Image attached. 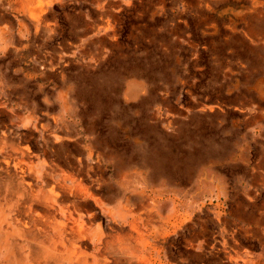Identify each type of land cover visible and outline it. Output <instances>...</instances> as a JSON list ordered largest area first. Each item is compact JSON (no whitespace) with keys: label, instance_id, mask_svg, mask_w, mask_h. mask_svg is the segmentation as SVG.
Wrapping results in <instances>:
<instances>
[{"label":"rangeland","instance_id":"1","mask_svg":"<svg viewBox=\"0 0 264 264\" xmlns=\"http://www.w3.org/2000/svg\"><path fill=\"white\" fill-rule=\"evenodd\" d=\"M41 1L69 21L60 58L81 61V41L96 55L82 59L85 93L70 97L71 138L42 146L0 136V158L27 148L39 163L93 166L91 177L111 186L99 193L106 207L125 213L150 193L166 231L158 239L130 240L125 221L100 216L113 232V264H202L186 253L187 226H176L172 196L180 213L191 210L196 230L208 215V243L198 251L209 264L229 263L227 238L264 264V29L255 30L263 40L244 32L264 27V0ZM121 244L137 246V259L126 262ZM40 247L67 249L50 239L1 247L0 264L52 262H34Z\"/></svg>","mask_w":264,"mask_h":264},{"label":"crops","instance_id":"2","mask_svg":"<svg viewBox=\"0 0 264 264\" xmlns=\"http://www.w3.org/2000/svg\"><path fill=\"white\" fill-rule=\"evenodd\" d=\"M41 6V0H0V136L14 138L22 145L26 143L32 145L30 140L46 146L59 143L60 139L56 137L70 139L71 121L74 120L71 115L70 97L85 93L86 71L82 59L90 51L84 48L81 41L76 46L81 61L73 60L74 66H70L69 62L60 58V55L69 52V21L67 19L64 23L63 18L57 20L49 7ZM91 53L95 57L96 50L93 49ZM97 55L101 56V52L98 51ZM90 68L94 74L96 69L100 72L96 62ZM93 84V89L97 87L100 96L101 81L97 80V85L96 81H93ZM79 89L82 91L79 92ZM94 169L93 166L84 167L80 163L77 165L39 163L27 148L14 149L12 153L2 155L0 218L4 219L0 224L5 233H9L5 244L22 246L23 243L32 242L29 238L22 240L18 236V229L14 228L23 222L22 220L19 222L18 219L28 214L36 218L28 225L31 230L38 229L41 232L45 230L48 233L53 231L54 219L65 221L70 227L73 223L71 217L78 218V213H82L85 236L83 242H79V247L81 245L82 249L92 251L94 264H113V232L111 227L108 230L103 227L99 220L100 216L104 215L111 221L113 219L125 221L128 226L127 236L133 241L143 240L145 236L150 235L158 239L166 234V231L162 230L163 222L158 209L149 201L150 193L143 191L139 198L134 199V208L127 213L106 207L99 193L107 191L111 186L105 183V180L92 178L90 173L94 172ZM72 178L84 186H89L93 194L92 197L82 193L86 196L83 201L87 203L85 208L78 209V212L67 208L68 203L63 198L64 194L61 197L59 195L57 201L48 198L53 196L54 190L60 194L59 185L71 186ZM146 179L149 180L148 176ZM168 200L172 203L170 211L177 221L176 226H187V231L182 235L188 244L186 253L188 252L193 259H200L202 264H209L206 253L202 252L208 243L210 220L208 215L206 214L202 221L201 228L196 230L195 223L189 224L192 218L191 210L187 209L180 213L179 200L174 196ZM6 218H12V224H9ZM16 219L18 222L13 223ZM44 240H36L33 243H43ZM156 244L157 242H153L149 246L156 249ZM126 245L116 247L126 256V262L137 259L138 247ZM226 245L232 252L227 264H260V260L255 262L249 259V253L242 255L240 240L230 241L227 238L223 240V246ZM107 246L109 250L111 249L110 254L107 252L108 255L104 252L107 251ZM44 248L48 247L36 248L33 257L41 255ZM66 248L65 253L68 251V247ZM38 260L35 259L34 262L37 263ZM68 261L69 258L63 262L69 264ZM46 264H54V259ZM132 264L140 263L133 260Z\"/></svg>","mask_w":264,"mask_h":264},{"label":"bare ground","instance_id":"3","mask_svg":"<svg viewBox=\"0 0 264 264\" xmlns=\"http://www.w3.org/2000/svg\"><path fill=\"white\" fill-rule=\"evenodd\" d=\"M257 5L255 6V10H258V8H259ZM260 7L264 9V1L260 3ZM250 26L251 25H249L246 28V30L244 31L246 33V35L254 37L253 41H256V39L263 40L262 37H259V36H261V33H258L255 30L261 31L264 29V27L259 28L256 25H252L251 28H249ZM8 160H9V158H8ZM3 166H5V165H3ZM37 173H38V175H40L39 171ZM68 177H70V173H68ZM58 187L60 190V194L58 191L54 190L53 196L52 197L48 196V198L51 199L52 201H57V199H58L57 197L59 195L61 197V195L64 194L63 198H65L66 199L65 201L68 203L67 208L68 209L70 208L73 212H78L77 211L78 209L79 210L84 209L86 206L87 201H83L86 198V196L83 195L82 193H86V194H88V196L93 197V194H92L89 186H84L81 183L77 182L73 178H72V185L71 186L59 185ZM78 215H79L78 218H75L73 216L71 217V219L73 220V223L70 227H68V224L65 221H62V220L56 221V219H54L52 222L54 225L53 231H50L52 233H50V232L47 233V231H45V230L43 232L39 231L38 229L31 230V228H29L28 225H30L33 221H35L36 218H35V216L29 215V214L24 216L25 218L23 217V218L18 219L19 222H20V220L23 221L19 226L16 227L14 224H13V226H15L14 227L15 229H18L17 230L18 236L21 237L22 240H25V239L28 240V238H29L33 242V241L40 240V239L46 240V239L50 238L51 240H53L57 243H60L63 246L68 247V251H66V253L65 252H62V253L57 252L56 253L49 248H44L41 251V253H42L41 255H39L35 258L33 257L36 260L41 259L43 257H44V259L52 258V259H54V264H65L63 261L65 259L67 260L69 258V260H70V261H68L69 264H94L93 261L95 259L93 257L92 251L89 252L87 250L82 249L81 245L79 247V242H83L85 234L83 232V224H82L83 223V217H82L83 214L78 213ZM2 219H4V218H0V222L2 221ZM6 220H9L8 223L12 224V218H6ZM18 220L16 219L15 221H13V223H17ZM42 223L44 224V222H42ZM52 223L50 222L49 225L51 226ZM5 232L6 231L3 230V226L0 224V247H2V246L8 247L9 246L8 245L9 243L5 244L8 241V235L7 234H9V233H5ZM92 233H94V232H92ZM106 245H107V243H106ZM107 248H108V246H107ZM104 252L108 255L107 252H109V254H110L111 249L109 250V248H108L107 251L104 250ZM37 255H38V253H37ZM103 257H105V256L103 255ZM74 260H76L77 262L75 263ZM108 261H109V258H108ZM17 264H32V263H29V262L24 261L23 259H20L17 262Z\"/></svg>","mask_w":264,"mask_h":264}]
</instances>
